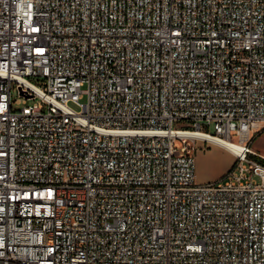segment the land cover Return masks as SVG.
Returning <instances> with one entry per match:
<instances>
[{"label": "built area", "instance_id": "2783aa9c", "mask_svg": "<svg viewBox=\"0 0 264 264\" xmlns=\"http://www.w3.org/2000/svg\"><path fill=\"white\" fill-rule=\"evenodd\" d=\"M262 129L264 0H0V264H264Z\"/></svg>", "mask_w": 264, "mask_h": 264}, {"label": "rangeland", "instance_id": "374dc122", "mask_svg": "<svg viewBox=\"0 0 264 264\" xmlns=\"http://www.w3.org/2000/svg\"><path fill=\"white\" fill-rule=\"evenodd\" d=\"M34 81V79H31ZM13 96H17L15 89L12 91ZM85 98L81 100L82 103ZM74 108L78 109L74 105ZM175 128L186 127L184 122H175ZM210 133L214 134L213 130ZM253 148L264 155V129L255 136ZM196 159V180L199 184L213 183L221 180L226 176L234 165L236 158L222 147H218L214 143L198 142L195 151ZM257 182L260 180L257 178Z\"/></svg>", "mask_w": 264, "mask_h": 264}, {"label": "bare ground", "instance_id": "6f19581e", "mask_svg": "<svg viewBox=\"0 0 264 264\" xmlns=\"http://www.w3.org/2000/svg\"><path fill=\"white\" fill-rule=\"evenodd\" d=\"M210 140L214 142V144L217 145L218 147H222L225 150H227L230 154L239 153V150L241 149L240 145L235 144L234 142H231L228 139H224V138L215 139L214 138Z\"/></svg>", "mask_w": 264, "mask_h": 264}, {"label": "crops", "instance_id": "0c3cea01", "mask_svg": "<svg viewBox=\"0 0 264 264\" xmlns=\"http://www.w3.org/2000/svg\"><path fill=\"white\" fill-rule=\"evenodd\" d=\"M230 155H232V154H230ZM232 156H234V155H232Z\"/></svg>", "mask_w": 264, "mask_h": 264}]
</instances>
